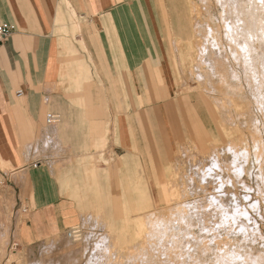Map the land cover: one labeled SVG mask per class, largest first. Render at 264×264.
<instances>
[{"label": "rangeland", "instance_id": "rangeland-1", "mask_svg": "<svg viewBox=\"0 0 264 264\" xmlns=\"http://www.w3.org/2000/svg\"><path fill=\"white\" fill-rule=\"evenodd\" d=\"M252 1L232 0L231 7L227 0L228 4L225 0H157L162 23V27L158 24V37L162 43L166 39L167 58L163 63L170 88L165 101L170 103H152L148 94L144 96L139 84L146 86L148 75L134 71L138 96L134 94L131 107L135 135L140 150L144 149L145 163L139 171L146 165L148 178H143L150 186L151 207L140 209L147 204L137 200L133 181L125 177L120 156L123 150L105 155L107 141L102 140L95 147L102 152L88 158L91 164L96 163L97 176L93 169L85 171L87 189L92 194L83 205V219L72 226L82 229V239H70L66 229L59 235L29 242L23 235V210L27 205L18 200L19 191L13 187L16 183L24 188L22 198L29 195L25 171L14 170L0 157V264H137V257L132 255L147 231L146 226L139 231L137 220L146 221L147 213L162 206L163 183V202L169 207L182 205L189 211L202 197L210 203L220 200L231 205L235 201L241 206L259 200V166L255 160L264 155V40L257 34L253 16L257 6ZM139 13L149 20L145 8ZM228 23L233 27L234 42L227 33ZM249 54L255 60L256 75L247 63ZM102 91L104 98L97 112L107 116L120 113L110 100L113 97ZM87 108L91 113L93 107ZM122 109L124 113V106ZM199 127L204 144H208L202 148L193 144L197 143L194 137ZM252 147L261 151L248 160L247 151L242 149L251 152ZM256 222L260 223L258 217Z\"/></svg>", "mask_w": 264, "mask_h": 264}, {"label": "crops", "instance_id": "crops-1", "mask_svg": "<svg viewBox=\"0 0 264 264\" xmlns=\"http://www.w3.org/2000/svg\"><path fill=\"white\" fill-rule=\"evenodd\" d=\"M156 3L0 0V20L12 29L0 45V157L14 170L25 171L29 195L22 198L24 188L16 183L13 187L27 205L23 235L29 242L59 235L81 222L83 205L92 194L85 171L93 169L97 176L98 168L88 158L102 152L95 148L102 140L107 141L105 155L123 150L125 177L133 181L137 200L147 204L140 209L153 205L143 178H148L146 165L139 171L144 149L135 135L131 107L134 94L138 96L136 71L148 75L147 85L139 84V90L152 103L170 95L163 63L166 39L162 43L158 37L162 23ZM140 4L149 20L139 13ZM102 90L113 97L120 113L97 112ZM49 113L59 114V121L48 123ZM200 129L194 138L201 146L193 144L202 148L208 144ZM165 184L160 190L163 201Z\"/></svg>", "mask_w": 264, "mask_h": 264}, {"label": "clouds", "instance_id": "clouds-1", "mask_svg": "<svg viewBox=\"0 0 264 264\" xmlns=\"http://www.w3.org/2000/svg\"><path fill=\"white\" fill-rule=\"evenodd\" d=\"M258 7L264 13V0ZM242 150L247 151L248 160L261 151L255 147L251 152ZM255 163L261 187L255 203L227 205L202 197L191 211L162 201L160 208L147 213V231L133 253L137 264H264V155Z\"/></svg>", "mask_w": 264, "mask_h": 264}, {"label": "bare ground", "instance_id": "bare-ground-1", "mask_svg": "<svg viewBox=\"0 0 264 264\" xmlns=\"http://www.w3.org/2000/svg\"><path fill=\"white\" fill-rule=\"evenodd\" d=\"M236 1H238V0H236ZM227 2H230V1L227 0ZM227 2H226V0H225V3H226V4H228ZM231 2H232V0H231ZM231 2H230L229 5L232 4ZM234 2H235V1H234ZM252 2H253L254 5L257 6L256 9H255V11H254L255 14L253 15V16H255L254 19H255L256 25L258 26L257 34L259 33V36H258V37H259L260 40H264V19H262V17H264V13H262V12H261V9L258 7V5H259V3L261 2V0H253ZM196 3H197V2H196ZM232 6H233V5H231V7H232ZM231 7L228 8V9H231ZM195 8H196V7H195ZM236 8L239 10V7H236ZM233 9H234V8H233ZM237 9H236V11H237ZM196 10H197V9H196ZM231 11H232V10H231ZM229 12H230V11H229ZM229 12H228V13H229ZM233 12H235V10H234ZM231 13H232V12H231ZM236 13H237V12H236ZM236 13H235V14H236ZM226 26H227V28H228V29H227V31H228L227 33L229 34L230 38L232 39V42H234V41H233V40H234V39H233L234 37L232 36V35H233V31H232V30H233V27H232V24H231V23H228ZM194 28H195V27H194ZM241 28H242V27H241ZM252 30H253V29H252ZM196 33H197V31H196ZM189 42H190V41H189ZM235 42H236V40H235ZM189 44H190V43H189ZM203 44H204V43H203ZM235 44H236V43H235ZM200 45H201V43H200ZM204 45H205V44H204ZM202 47H203V46H202ZM204 47H205V46H204ZM204 47H203V48H204ZM198 48H199V47H198ZM203 48H202V49H203ZM199 49H200V48H199ZM206 49H207V47H206ZM206 49H204V51H205ZM247 49H250V47L247 48ZM262 49H263V48H262ZM201 52H203V51H201ZM262 52H263V51H262ZM198 53H199V51H198ZM198 53H197V54H198ZM259 53H260V52H259ZM259 53H258V55H259ZM261 54H263V53H260V55H261ZM250 55H251V54H249L248 57H249ZM199 56H200V55H199ZM261 56H262V55H261ZM192 57H193V55H192ZM248 57H247V58H248ZM249 58L252 59L253 57H249ZM200 59H202V58H200ZM250 59H249V60L247 59L248 61H247V60H246V61H247L248 65H249V67H250V71H252V74L256 75V73H257V71H256V66L253 64V62H254L255 60H253L254 58H253L252 60H250ZM203 60H204V59H203ZM204 62H205V61H204ZM195 64H196V63H195ZM207 64H208V63H207ZM253 65H254V66H253ZM209 66H210V65H209ZM210 70H211V69H210ZM208 71H209V70H208ZM208 71H207V72H208ZM226 73H227V72H226ZM206 74H207V73H206ZM212 74H213V73H212ZM214 74H215V73H214ZM234 75H235V74H234ZM213 76H214V75H213ZM235 77L237 78V76H235ZM211 79H212V78H211ZM257 91H258V92H257V95H258L257 97H259L261 93H260V91H259L258 89H257ZM260 99H261V97H260ZM260 99H259V100H260ZM261 101H262V99H261ZM213 145H214V144H213ZM215 146H216V144H215ZM0 162H1V160H0ZM2 162H4V161L2 160ZM1 164H2V163H1ZM3 164H4V163H3ZM5 166H6V165H5ZM177 190H178V189H177ZM176 193H177V192H176ZM178 193H179V192H178ZM183 208L186 209V207H183ZM137 224H138V226H140V227H139V228H140L139 231L141 232L142 230H144V228H145V226H146L145 219H144V218H140V219H138V220H137ZM139 231H138V232H139ZM67 236H68V235H67ZM68 237H69V236H68ZM69 238L72 239V240H74V241H80V240L82 239L81 237H80V238H76V239L71 238V237H69ZM118 242H119V241H118ZM132 256H135V255L133 254ZM132 256H131V259H132Z\"/></svg>", "mask_w": 264, "mask_h": 264}, {"label": "built area", "instance_id": "built-area-1", "mask_svg": "<svg viewBox=\"0 0 264 264\" xmlns=\"http://www.w3.org/2000/svg\"><path fill=\"white\" fill-rule=\"evenodd\" d=\"M11 26L0 20V45L10 36ZM60 119L59 114L49 113L46 117L48 123L58 122ZM67 235L71 238H82V229L79 226L71 227L67 230Z\"/></svg>", "mask_w": 264, "mask_h": 264}]
</instances>
